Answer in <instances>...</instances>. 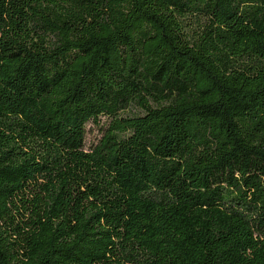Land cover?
Instances as JSON below:
<instances>
[{
    "label": "trees",
    "instance_id": "16d2710c",
    "mask_svg": "<svg viewBox=\"0 0 264 264\" xmlns=\"http://www.w3.org/2000/svg\"><path fill=\"white\" fill-rule=\"evenodd\" d=\"M0 264H264V0H0Z\"/></svg>",
    "mask_w": 264,
    "mask_h": 264
},
{
    "label": "rangeland",
    "instance_id": "374dc122",
    "mask_svg": "<svg viewBox=\"0 0 264 264\" xmlns=\"http://www.w3.org/2000/svg\"><path fill=\"white\" fill-rule=\"evenodd\" d=\"M103 121V119H102ZM87 132L85 136V148L88 149L91 145H93L100 136V130L97 126L88 123L86 126Z\"/></svg>",
    "mask_w": 264,
    "mask_h": 264
}]
</instances>
